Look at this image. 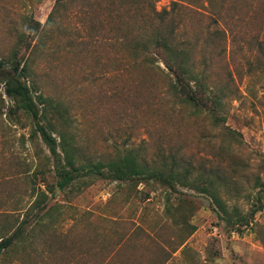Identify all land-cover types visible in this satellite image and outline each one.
Masks as SVG:
<instances>
[{"label": "rangeland", "instance_id": "rangeland-1", "mask_svg": "<svg viewBox=\"0 0 264 264\" xmlns=\"http://www.w3.org/2000/svg\"><path fill=\"white\" fill-rule=\"evenodd\" d=\"M174 1L156 10L220 96V124L175 97L163 61H134L109 7L96 22L73 7L48 23L56 0H0V236L26 231L0 264H264V0ZM17 50L34 94L59 105L63 117L48 115L76 163L134 151L150 169L190 168L216 180L228 215L176 180L90 174L60 189L56 154L5 93Z\"/></svg>", "mask_w": 264, "mask_h": 264}, {"label": "trees", "instance_id": "trees-1", "mask_svg": "<svg viewBox=\"0 0 264 264\" xmlns=\"http://www.w3.org/2000/svg\"><path fill=\"white\" fill-rule=\"evenodd\" d=\"M174 2L178 3L176 0ZM73 7H80V13L83 12V16L92 22H96L107 14L106 10L109 7V16L119 21L117 28H110L109 31L113 30L119 42L131 49L134 61L139 60L141 64L150 67H154L159 60L163 61L171 79L170 90L182 104L193 108L196 114L210 115L216 124L225 120L226 117L221 113L223 102L220 96L208 85L207 75L199 72L191 63V47L181 46L178 43L174 27L165 16L168 12L166 10L158 12L156 0H56L47 22H56L62 10ZM131 20H135L137 24L130 23ZM98 22L94 23L91 29L98 27ZM213 33L219 38L223 36L222 30H216ZM4 65L0 59V69ZM10 67L13 74L5 79V93L15 101L14 111L23 110L33 117L36 122V132L41 134L51 151L56 154L58 163L56 170L59 177L57 186L60 189H64L82 175L90 174H98L114 180L145 176L172 183V186H175L174 180H176L184 187L209 194L218 210L225 217L228 215L226 205L218 194L216 180L204 176L192 180L189 177L190 168H186L184 172L175 173L173 166L170 167L164 163L160 168L150 169L141 162L138 152L134 151H128L106 163H76V151L67 134L59 130L57 124L50 119L51 115H48L51 109L57 116L63 117L59 105L42 93L34 94V88L28 84L31 76L30 68L26 61L23 63V59L19 58L18 50L13 55ZM52 131L58 132L60 141ZM229 132L238 133L231 128ZM58 147L61 148L63 156L58 152ZM260 209L261 207L255 212ZM240 220L248 222L246 217ZM25 232V229L19 225L18 228L8 230L0 236V257L23 239Z\"/></svg>", "mask_w": 264, "mask_h": 264}]
</instances>
